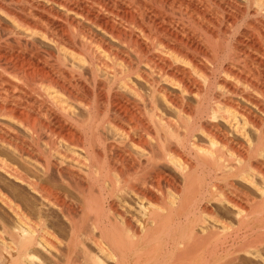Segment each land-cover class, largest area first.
<instances>
[{"label":"bare ground","instance_id":"6f19581e","mask_svg":"<svg viewBox=\"0 0 264 264\" xmlns=\"http://www.w3.org/2000/svg\"><path fill=\"white\" fill-rule=\"evenodd\" d=\"M77 256L264 264V0H0V264Z\"/></svg>","mask_w":264,"mask_h":264},{"label":"rangeland","instance_id":"374dc122","mask_svg":"<svg viewBox=\"0 0 264 264\" xmlns=\"http://www.w3.org/2000/svg\"><path fill=\"white\" fill-rule=\"evenodd\" d=\"M45 256H46V255L44 254V260H48L47 256H46V257H45ZM78 257H79V256L76 257V260H75V258H74V260L77 262V260L79 259L80 261L78 260V262H77V263L79 264V263L81 262V258H82V257H81V256H80L79 258H78ZM75 261H74V262H75ZM80 264H81V263H80Z\"/></svg>","mask_w":264,"mask_h":264}]
</instances>
